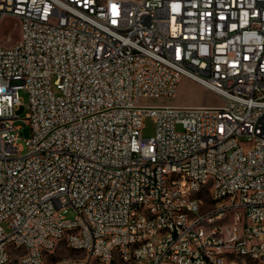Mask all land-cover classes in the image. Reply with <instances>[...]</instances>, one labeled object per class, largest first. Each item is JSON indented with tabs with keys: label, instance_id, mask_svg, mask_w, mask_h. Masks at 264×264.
<instances>
[{
	"label": "built area",
	"instance_id": "2783aa9c",
	"mask_svg": "<svg viewBox=\"0 0 264 264\" xmlns=\"http://www.w3.org/2000/svg\"><path fill=\"white\" fill-rule=\"evenodd\" d=\"M7 16L0 264H264V0H0ZM183 77L223 102H143ZM62 243L82 256L49 262Z\"/></svg>",
	"mask_w": 264,
	"mask_h": 264
},
{
	"label": "rangeland",
	"instance_id": "374dc122",
	"mask_svg": "<svg viewBox=\"0 0 264 264\" xmlns=\"http://www.w3.org/2000/svg\"><path fill=\"white\" fill-rule=\"evenodd\" d=\"M20 37V28L18 26V21L13 16H7L4 20L0 22V42L5 45H11L15 43ZM59 93L58 90L55 91ZM211 92L209 89L205 88L200 83L188 78L183 77L182 81L179 84L178 92L174 97H164L156 100H143L144 103H153V104H172V105H212L220 104L223 102V99L218 96H210L212 104H202L204 99L207 98ZM21 105L16 109V114L20 118L16 120V126H20V139L19 142L22 143L25 147V152L28 150L26 141L31 136V126L26 120L27 113L29 111V94L26 90H21ZM145 126L143 128V136L150 137L155 134L156 125L152 118H147L145 120ZM178 131H182V126H177ZM75 212L70 209L66 214V219H74ZM82 256L81 253H76L72 250H68L64 243L56 249L54 254L49 258V262H52L61 257H78ZM10 264H19L17 259H14ZM113 264H124L123 262L117 260Z\"/></svg>",
	"mask_w": 264,
	"mask_h": 264
},
{
	"label": "crops",
	"instance_id": "0c3cea01",
	"mask_svg": "<svg viewBox=\"0 0 264 264\" xmlns=\"http://www.w3.org/2000/svg\"><path fill=\"white\" fill-rule=\"evenodd\" d=\"M214 95H216V94H214L213 92H209V95L207 96V98L204 99V101H203L204 103H202V104H212L211 99L209 97L214 96ZM198 105H201V104H198Z\"/></svg>",
	"mask_w": 264,
	"mask_h": 264
}]
</instances>
